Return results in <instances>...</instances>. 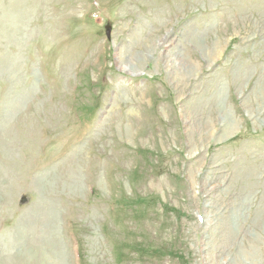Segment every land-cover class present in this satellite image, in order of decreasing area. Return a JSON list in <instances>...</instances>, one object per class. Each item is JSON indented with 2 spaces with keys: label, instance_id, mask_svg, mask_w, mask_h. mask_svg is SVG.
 <instances>
[{
  "label": "rangeland",
  "instance_id": "1",
  "mask_svg": "<svg viewBox=\"0 0 264 264\" xmlns=\"http://www.w3.org/2000/svg\"><path fill=\"white\" fill-rule=\"evenodd\" d=\"M0 264H264V0H0Z\"/></svg>",
  "mask_w": 264,
  "mask_h": 264
},
{
  "label": "bare ground",
  "instance_id": "2",
  "mask_svg": "<svg viewBox=\"0 0 264 264\" xmlns=\"http://www.w3.org/2000/svg\"><path fill=\"white\" fill-rule=\"evenodd\" d=\"M226 123H227V119H226V118H224L223 124H226Z\"/></svg>",
  "mask_w": 264,
  "mask_h": 264
}]
</instances>
